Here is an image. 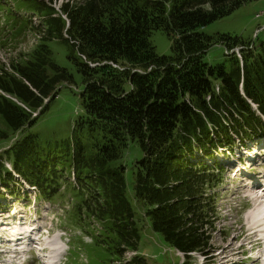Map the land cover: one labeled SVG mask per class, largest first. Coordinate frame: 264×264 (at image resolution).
<instances>
[{
	"label": "trees",
	"instance_id": "16d2710c",
	"mask_svg": "<svg viewBox=\"0 0 264 264\" xmlns=\"http://www.w3.org/2000/svg\"><path fill=\"white\" fill-rule=\"evenodd\" d=\"M14 1L21 14L6 26L41 35L23 61L0 62V140L11 137L0 147V185L11 194L10 184L29 185L52 200L67 179L72 219L100 223L92 249L101 254L100 244L117 264H150L139 251L144 221L181 253L180 264L193 253L213 264L206 254L222 170L215 157L264 135V38L204 29L251 0H66L59 8ZM156 31L169 38L171 54L154 49ZM52 41L78 54L71 60L79 89L53 59ZM214 45L230 54L212 63ZM62 88L79 109L61 114L67 127L47 136L38 124L53 125L45 113ZM135 145L140 156L126 162ZM133 201L144 207L140 218Z\"/></svg>",
	"mask_w": 264,
	"mask_h": 264
},
{
	"label": "rangeland",
	"instance_id": "374dc122",
	"mask_svg": "<svg viewBox=\"0 0 264 264\" xmlns=\"http://www.w3.org/2000/svg\"><path fill=\"white\" fill-rule=\"evenodd\" d=\"M65 1L50 0V3L54 8H59ZM17 6L18 3L14 0H0V62L6 64V66L9 62L23 61L40 42L41 34H38L36 30L27 29L20 31L22 29L19 26L14 29L11 26H6L8 20L11 23L12 18L9 15L16 14L20 16L21 13L15 12L18 9ZM8 8H11L12 12H8ZM29 14L25 16H32ZM256 14H260L259 17H256ZM260 28H264V0H251L241 4L226 17L211 22L205 27L204 31L207 35L229 34L231 36H240L245 40L257 38L260 41L264 38V29L258 31ZM254 34H257V37H253ZM150 41L158 54H171V42L164 32H154L150 36ZM49 46L53 59L59 65L65 67L73 76L74 84H72V89H79L82 85L81 76L71 60L72 57H76L78 54H74L65 44L58 41L50 42ZM230 49L225 48L223 45L211 46L208 49L207 58L212 63L222 61L227 54H230ZM61 90L58 99H56L58 103H56V100L52 102L56 103L50 109L51 111L54 110V112L48 111L45 113L46 119L51 118L53 125H48L46 120L38 124V127L43 128L42 131L47 136L50 133H55L54 131L58 128L64 130L67 127L61 114H66V118H68L70 115H75L79 109L76 104V98L70 93L69 88H62ZM0 94L4 95L1 91ZM58 104L61 106H56ZM0 128L6 130L1 120ZM56 133L60 132L56 131ZM10 138L0 140V147L9 142ZM249 151H251L250 155H248ZM138 152V147L135 145L129 155H124L125 161L131 162L137 158ZM259 152L261 153L260 155L258 154ZM222 154H218V157H215V160L220 162L222 169L225 168V173L222 171L217 172L221 176V183L216 188V194H218L220 199L216 204L218 217L216 216L215 229L211 233L213 249L210 250L212 252L206 254V257L209 259L208 262H213V264H263L260 260L257 262L253 258V251H249L250 244L244 242V236L234 239L230 246H227V244L234 235L240 232V226L244 224V216L249 208H252L253 203L245 191L244 181L238 177L232 178V176L233 174H238L241 169L239 166L241 165L239 163L240 159L243 160L244 164L255 165L256 163H262L257 168H264V136L249 140L243 146L241 144L234 146V149L230 152L224 156H221ZM231 165H237V167L227 170ZM240 172L242 178H246L245 174L251 173L246 170H241ZM222 179L224 180L222 181ZM66 180H59L63 188H60L57 194L61 196L57 198L56 194L52 200L47 199L40 190L37 188L34 190L35 187L29 185L10 184L9 187H13L15 191L13 194L8 193L0 185V232L1 229H7L8 227V230H4L6 238H8L13 233V230H16L20 245L29 249L26 255L21 258H13L11 254L1 255L0 264H22V262L25 264H48L51 254L56 256L52 259L53 262L60 260L62 264H117L119 262L116 257L108 254L99 243L100 247H98V250L101 248V254L92 249V244L95 246L96 241L101 242L102 237L100 235L96 237L98 240L94 239V234L101 232L100 223L97 222L100 228L95 231L92 229L93 222H80L72 219L71 207L67 208L64 202L67 198L63 196L62 192L70 185ZM70 181H73V179H70ZM39 193H41L43 200L39 198ZM132 204L136 215L140 218L144 209L143 205L135 201ZM20 218L21 220H19ZM70 225L73 229L69 230L68 233L64 232L63 228ZM141 226L139 251L146 256L150 264H180L184 261V257L180 252L173 250L171 246L160 241L158 235L150 231L146 221ZM38 231L39 235H37ZM80 231H82V235H79ZM30 235L37 237V239L35 238L33 242L30 239ZM82 236L86 237L91 243H85ZM69 238L70 240L68 241ZM241 243L242 246L237 248ZM5 244H8V242H5ZM87 245L91 247L86 248ZM67 247L70 248V254L66 250ZM39 248L40 251H37ZM34 250L37 253L32 252ZM125 256H129V253H126ZM203 262L205 260L202 255L193 253L190 255L188 264H202Z\"/></svg>",
	"mask_w": 264,
	"mask_h": 264
},
{
	"label": "bare ground",
	"instance_id": "6f19581e",
	"mask_svg": "<svg viewBox=\"0 0 264 264\" xmlns=\"http://www.w3.org/2000/svg\"><path fill=\"white\" fill-rule=\"evenodd\" d=\"M235 52L238 55L237 49L235 50ZM237 145L238 144L236 143L235 146ZM250 154L251 151L248 152V155ZM240 178H242L241 175ZM251 181L253 180L250 179V182ZM260 188L261 185L259 184L258 187H255L254 189L259 190ZM249 195L251 201L253 202L252 208H249L248 212L245 214L244 224H241L240 232L237 235L233 236V238L228 242L227 246L232 245L234 239L240 236H244V242H248L250 244L249 248H253V258L257 262L260 260L264 264V207H262V205H264V188L262 191L258 192L257 195H254L251 192ZM19 220H21V218ZM241 246L242 243L237 248ZM243 251L245 250L243 249ZM55 257L56 256L51 254L48 262L52 261V259H54Z\"/></svg>",
	"mask_w": 264,
	"mask_h": 264
},
{
	"label": "water",
	"instance_id": "95a60500",
	"mask_svg": "<svg viewBox=\"0 0 264 264\" xmlns=\"http://www.w3.org/2000/svg\"><path fill=\"white\" fill-rule=\"evenodd\" d=\"M241 48H243V46H238V47H235L232 51L235 52L236 49L237 51H239Z\"/></svg>",
	"mask_w": 264,
	"mask_h": 264
},
{
	"label": "built area",
	"instance_id": "2783aa9c",
	"mask_svg": "<svg viewBox=\"0 0 264 264\" xmlns=\"http://www.w3.org/2000/svg\"><path fill=\"white\" fill-rule=\"evenodd\" d=\"M260 14H257L256 16L259 17Z\"/></svg>",
	"mask_w": 264,
	"mask_h": 264
}]
</instances>
